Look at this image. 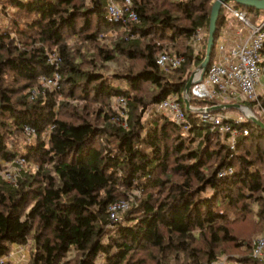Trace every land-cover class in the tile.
<instances>
[{"label":"trees","instance_id":"trees-1","mask_svg":"<svg viewBox=\"0 0 264 264\" xmlns=\"http://www.w3.org/2000/svg\"><path fill=\"white\" fill-rule=\"evenodd\" d=\"M215 1L132 0L139 20L123 23L108 0H0L9 19L0 23V171L17 157L36 165L14 185L0 176V257L33 240L28 264H210L233 250L246 254L240 264H264L251 238L264 231V132L232 122L249 132L232 150L230 134L198 114L187 113L185 130L157 108L172 94L182 102L207 48L204 40L195 56L191 38L202 26L209 33ZM223 24L221 8L216 39ZM53 52L61 88L31 100L38 78L54 71ZM164 52L186 64L160 68ZM120 96L126 119L111 105ZM246 105L264 121V97ZM120 200L131 207L112 220ZM249 217L257 229L238 232Z\"/></svg>","mask_w":264,"mask_h":264},{"label":"built area","instance_id":"built-area-1","mask_svg":"<svg viewBox=\"0 0 264 264\" xmlns=\"http://www.w3.org/2000/svg\"><path fill=\"white\" fill-rule=\"evenodd\" d=\"M109 16L123 23H137L138 13L133 9L132 0H125L124 3H117L115 0H108ZM232 16L235 23H229L228 29L219 33L216 39V46L212 55V62L208 67L203 81H198L191 87L193 101H210V107L220 104H244L258 100V87H264V20L260 23L252 21L250 14L235 6L233 8L222 5ZM204 29L201 27L191 38L194 55L199 56L203 50ZM184 56L164 52L157 58L160 68H180L186 64ZM61 57L58 53L48 55V63L54 67L51 75H43L38 78L39 85L30 91V99L36 100L47 92H55L61 88V75L59 68ZM195 70V69H194ZM118 105L127 112V99L123 96L117 98ZM194 106V105H193ZM196 107V106H194ZM160 113L167 114L174 122L188 130L190 123L187 121V111L178 95L172 94L164 99L157 106ZM197 114V113H195ZM202 123L211 125L213 130L220 133L230 134V147L234 150L237 146L238 137L247 136L248 130L235 129L232 122L243 123V118L234 116L228 112H204L198 114ZM50 132L54 127H49ZM50 132H45L44 137ZM24 135L34 138L37 130L31 126L24 127ZM27 160L22 157L14 158L11 162L6 161L8 169L5 176L10 184H17L21 172L24 170ZM233 168H228L220 173V177L234 174ZM4 174V173H3ZM110 219L116 220L121 212L127 210L128 205L124 201H117L110 205ZM252 258L264 261V235L257 237L252 242ZM12 264V253L0 257V264ZM210 264H235L229 259H221ZM237 264V263H236Z\"/></svg>","mask_w":264,"mask_h":264},{"label":"rangeland","instance_id":"rangeland-1","mask_svg":"<svg viewBox=\"0 0 264 264\" xmlns=\"http://www.w3.org/2000/svg\"><path fill=\"white\" fill-rule=\"evenodd\" d=\"M226 5L229 6V7H231V8L237 6V4L234 1L233 2L232 1H227ZM222 10H223L224 24H223V27H222V29H221L220 32L223 31L224 26H227V25H229V23H233L234 22V20H232L231 14L225 8H222ZM11 11H12V9L9 7V9H7V13H9ZM249 14L251 16L252 21L255 22V23H260L262 20H264V14L261 13V12H259V11H255V12L249 13ZM0 23H3V24H5V25L8 26L9 25V19H8V17H6V16L3 17V16L0 15ZM202 28L204 29V35H203L204 36L203 42H204V40H208L209 33H208L206 27L202 26ZM207 44H208V42H207ZM163 45H165V47H166L165 49H168V47H169L168 44H163ZM170 51H172V50H170ZM262 81L264 83V77H263V80ZM116 86L119 87L122 90L127 88V84L124 81L123 82H121V81L116 82ZM258 95L261 96V97H264V87H262V86L258 87ZM117 98H113L111 100V105H112L113 109H115L116 112H118L120 114V118H124L125 117V119H126L128 110H127V112H124V110L118 105ZM246 104H247V102H245L243 105H246ZM246 106H248V105H246ZM204 107H210V106H204ZM204 107H199V108H204ZM127 108H128V106H127ZM251 110H253L254 113L257 112L253 108H251ZM259 112H260L259 113L260 116H262L264 118V111H259ZM232 113L234 114V116H240L244 120V117L242 116V113L240 111L236 110V112H232ZM26 138H28V142L29 141L31 142L34 139L32 137H27V136H26ZM229 143H231V140L229 141ZM5 162L6 161L1 162L0 176L4 178L5 182H7V183L10 184V182L7 181V177L5 176V171L8 169V167L5 165ZM35 170H36V165L30 164V163L28 164V162H27V164L25 165L23 171L30 172V171H35ZM120 201H124V202L127 203V205H128L127 210L131 207L129 200H127V201L120 200ZM127 210H125L124 212H121L118 216H120L121 218H123L125 216ZM249 220H250V217L247 219V221H245V222L240 223L239 225H237L236 226V230L238 232L244 231V233L247 234V235L249 233H251L253 231V229L256 230L257 227H255L254 222H250ZM263 235H264V231H261V232L260 231H256V234L255 235L253 234V236L251 238H255L256 239L257 237H260V236H263ZM33 246H34L33 240H31L30 243L28 245H26V246H20V245H18L16 248L18 249L17 251H19V252H18V256H17L16 261H15V264H28V262H29V260L31 258L30 251L32 250ZM13 252H14V249H13L12 253ZM243 256H246V254L243 253L242 250L241 251H235V250H233V251L229 252L228 254H226L225 256H223L222 257V260L225 259V258H227L230 261H232V263L240 264L235 259L236 258L237 259H241ZM9 264H11V263H9Z\"/></svg>","mask_w":264,"mask_h":264},{"label":"water","instance_id":"water-1","mask_svg":"<svg viewBox=\"0 0 264 264\" xmlns=\"http://www.w3.org/2000/svg\"><path fill=\"white\" fill-rule=\"evenodd\" d=\"M227 1H234L237 5L246 8V9H257L264 11V0H216L212 7V15L210 19V28L208 36V44L206 48V54L204 61L200 66H198L192 73L183 93V103L186 108L187 113H197L202 114L204 112H213L220 113L224 111H240L244 119L250 123H253L257 128L261 129L264 132V122L257 117V115L251 110L249 106L243 104H220L219 106L213 107H194L192 105V95L191 87L198 81H203L205 73L212 62V55L216 46V35L218 33L217 23L220 18L221 8L223 4H226Z\"/></svg>","mask_w":264,"mask_h":264},{"label":"crops","instance_id":"crops-1","mask_svg":"<svg viewBox=\"0 0 264 264\" xmlns=\"http://www.w3.org/2000/svg\"><path fill=\"white\" fill-rule=\"evenodd\" d=\"M233 23H235V22H233ZM228 29V26H224V29H223V31L224 30H227ZM227 104V103H226ZM225 112H228V113H230V114H233L232 112H229V111H225ZM234 115V114H233ZM18 245H16L15 247H14V252L12 253V264H15V261H16V258H17V256H18V252L19 251H17L18 249L16 248ZM16 249V250H15Z\"/></svg>","mask_w":264,"mask_h":264}]
</instances>
